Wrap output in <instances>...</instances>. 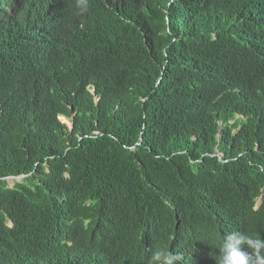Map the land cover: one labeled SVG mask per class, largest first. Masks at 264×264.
Listing matches in <instances>:
<instances>
[{
    "label": "trees",
    "instance_id": "16d2710c",
    "mask_svg": "<svg viewBox=\"0 0 264 264\" xmlns=\"http://www.w3.org/2000/svg\"><path fill=\"white\" fill-rule=\"evenodd\" d=\"M59 1L0 0V264L264 239V0Z\"/></svg>",
    "mask_w": 264,
    "mask_h": 264
},
{
    "label": "clouds",
    "instance_id": "9594fccd",
    "mask_svg": "<svg viewBox=\"0 0 264 264\" xmlns=\"http://www.w3.org/2000/svg\"><path fill=\"white\" fill-rule=\"evenodd\" d=\"M65 1L66 0L59 1L61 10H64V7L69 10V4L74 0ZM76 7L79 9L80 13L87 12V0H76ZM54 17L57 20V23L52 25L54 30L58 31L60 28L66 26L62 24V22L66 23L65 20L59 16ZM66 122H68V120ZM243 245L247 246V250L242 247ZM219 249V260L214 259L211 263L206 264H264V239L253 238L239 231H231L224 234ZM180 258L178 253L174 254L168 250L156 249L151 253L150 262L151 264H187L184 263L183 258L182 260H180Z\"/></svg>",
    "mask_w": 264,
    "mask_h": 264
},
{
    "label": "rangeland",
    "instance_id": "374dc122",
    "mask_svg": "<svg viewBox=\"0 0 264 264\" xmlns=\"http://www.w3.org/2000/svg\"><path fill=\"white\" fill-rule=\"evenodd\" d=\"M61 120L63 121V122H66L67 121V119L66 118H61ZM17 181H20V180H17L16 178H10L9 180H8V183H9V185H14V183L15 182H17Z\"/></svg>",
    "mask_w": 264,
    "mask_h": 264
},
{
    "label": "water",
    "instance_id": "95a60500",
    "mask_svg": "<svg viewBox=\"0 0 264 264\" xmlns=\"http://www.w3.org/2000/svg\"><path fill=\"white\" fill-rule=\"evenodd\" d=\"M25 175H21V176H9V177H5V178H3V179H5V180H9L10 178H16L17 180H21L23 177H24ZM261 202V199H260V201H259V203Z\"/></svg>",
    "mask_w": 264,
    "mask_h": 264
}]
</instances>
